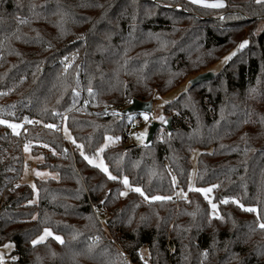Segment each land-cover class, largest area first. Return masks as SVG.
Returning <instances> with one entry per match:
<instances>
[{
	"label": "trees",
	"instance_id": "16d2710c",
	"mask_svg": "<svg viewBox=\"0 0 264 264\" xmlns=\"http://www.w3.org/2000/svg\"><path fill=\"white\" fill-rule=\"evenodd\" d=\"M257 18L264 20V3L256 0L220 11L188 0H0V119L23 124L16 134L0 123V246L15 245L6 264H264L257 213L240 207L264 218V25L252 24ZM245 40L212 80L165 104L171 133L104 147L117 180L81 155L94 156L107 136L134 125L139 113L123 114L133 98L180 85L196 67L194 45L210 58L203 68ZM26 144L43 156L39 168L57 173L36 179L37 202L20 182ZM196 148V182L217 186L218 216L198 191L176 203L132 190L171 197L176 186L186 188ZM124 176L131 189L121 196ZM45 228L63 243L48 237L33 245Z\"/></svg>",
	"mask_w": 264,
	"mask_h": 264
},
{
	"label": "rangeland",
	"instance_id": "374dc122",
	"mask_svg": "<svg viewBox=\"0 0 264 264\" xmlns=\"http://www.w3.org/2000/svg\"><path fill=\"white\" fill-rule=\"evenodd\" d=\"M188 1H189V3H191L192 5H194L196 7L207 8V9H211V10H215V11H217V10L220 11V10H222L224 8H228L230 10L237 9L239 4L247 2V0H222V2L224 4L223 7L211 8V7H205V6L200 5V4L192 3L191 0H188ZM183 7H184L183 5H178L176 8L184 10ZM224 18H225V14L220 15V19L221 20H223ZM246 19H250V18L247 17ZM256 20H258L257 23H252V24H256L257 27H259V30H261V28L264 25V20H262L260 18H257ZM252 24L250 26H252ZM236 49H238V47L232 49L231 52H229L228 54L224 55L217 62L209 64L208 66L202 68V67H200L201 64H202L201 62L202 61L209 62L210 58L209 57H205L204 58L205 55H204L203 50L199 47V45H194V48L192 49L191 54L189 56V62L191 64H195V66H196L195 69L192 70V71L191 70L188 71L184 75L180 85H178L176 88H174L173 90L169 91L168 93L159 94L158 92H154L152 94V98H151L153 100L152 112L151 113H147V112L139 113V117H141L142 122L139 125H137V126H133V128H132V130H131V132L129 134V137L126 138L124 136V134L126 132V130H124L123 133L118 135L117 137H112L113 139H111V140H107L106 139L104 144H103V146L101 148L104 149L105 145L112 144V143H117V142H122V141L126 142L130 146H132L133 144L145 143V140L147 138V134H148V130H149V126H150L151 122L152 121L163 122L168 117H171V115H169L168 113H165V107L164 106H165L166 102L168 103V102L172 101L173 99L178 97L182 92L188 90L190 88V80L193 77H195L197 74L202 73V72H206V71H212V72H214L216 74L227 63L228 59L226 60L225 58L226 57H230L231 54L234 53V51H236ZM209 108L212 110L211 105H209ZM142 113H146L149 118L147 120H145L143 115H141ZM161 116L164 117L163 120H161L159 118ZM186 121H188V118L186 119ZM11 123H15V124L20 125V127L15 129V131L11 127H9L14 133L18 134L19 132H21L22 125H23L22 123L9 122V124H11ZM43 127L47 128L48 125H44ZM65 129H67V128L64 127L62 133L60 131H58V132L63 137V139L65 140L67 145L71 147V150L73 152L75 150V145H74V143L72 141V137H71L69 131L68 130L65 131ZM163 130H165V127H160L158 131L162 132ZM141 133H144V135L140 136L139 134H141ZM69 137H71V139H69ZM107 137H111V136H107ZM116 138H119V139H116ZM26 146H27V150H26ZM200 153H201V149L196 148L191 154L190 160H191V165L192 166H191V171H190L187 187L186 188H182V187L176 186V192L175 193L179 196L180 199L187 198V196L189 195V193L191 191H196L195 189L209 188V187L212 186V185H204V186H198L197 185L196 178H197V168H198V161H199ZM89 158L94 159L96 161V164L100 163L101 160H103V162L106 164V162L104 160V157H103V151L102 152L97 151V153L94 156L89 157ZM42 161H43V156L42 155L33 156L32 153H31L30 144H26L25 147H24V167H25V169L23 171V175H22V177L20 179V182L21 183H27L33 188V190H34V197H33V200H32L33 202H37V200H38V189H37V185H36V179H47V178H56L57 177V173L56 172L51 171V170H49L47 168H39L38 167V164L41 163ZM108 169H109V167H108ZM37 173H40V174L38 175ZM132 188H135V187H132ZM130 189H131V186L129 184V187L125 186L124 191L128 192ZM200 193L204 196V198L208 201V203H209V200H211L213 203H215L217 205V210H216L217 214L214 215V216H218L219 215V203L215 201L214 188H212L211 192H209L207 194L202 193V192H200ZM177 205H179V204H177ZM210 209H211V206H210ZM211 213L213 215V210L212 209H211ZM107 216H108V211L106 209H102V211H98V218L100 219V223H101V225L103 226V228L106 231H107V226H106ZM40 235H38V236H40ZM55 235H57V234H55ZM58 236H60V235H58ZM5 245H11V246L5 247ZM14 247H15V245H14L13 242H6V243H4V244H2L0 246V256H2L3 264H6L7 260L10 258L9 256L12 253ZM169 253L172 254L173 252L172 253L169 252ZM141 255H142V258L146 262L149 261L150 258H149V252H148L147 247H142L141 248Z\"/></svg>",
	"mask_w": 264,
	"mask_h": 264
},
{
	"label": "snow or ice",
	"instance_id": "6c2138e0",
	"mask_svg": "<svg viewBox=\"0 0 264 264\" xmlns=\"http://www.w3.org/2000/svg\"><path fill=\"white\" fill-rule=\"evenodd\" d=\"M191 2L195 3V4L203 5L205 7H211V8H220V7L224 6L222 0H191ZM256 2L257 3H264V0H256ZM247 43H248L247 40L241 42V44L238 45V48H244ZM234 54L235 53H232V55H234ZM225 59L226 60L230 59V57H226ZM89 91H91V89H89ZM141 115H143L145 120H147L149 118L146 113H142ZM159 118L161 120L164 119L163 116H161ZM0 123L8 124L9 127H11L14 131H15V129L20 127V125L15 124V123L9 124V122L7 120L0 119ZM48 127L52 128V127H55V125H48ZM65 131H67V129H65ZM139 135L143 136L144 133H141ZM69 139H71V137H69ZM106 139L107 140H111L113 138L112 137H106ZM116 139H119V138H116ZM73 142H75V141H73ZM78 147H80V146H78ZM26 150H27V146H26ZM98 151L102 152L103 148H100ZM81 155L84 156V159L87 160L89 164H94L96 167L100 168L103 172L107 173L109 179H111V180H117L118 179L117 176H114V175L111 174V172H109L108 166L103 162V160H101L100 163L96 164V161L94 159L89 158L88 156L84 155L83 152H81ZM37 174L39 175L40 173H37ZM123 184L126 187H129V180H128L127 176L123 177ZM215 187H217V186L216 185H212L209 188H200V189H195V190L198 191V192H202V193L207 194V193L211 192L212 188H215ZM132 190L137 192V193H139L141 196H143L145 198V200H169V199H171V197H168V196H147V195H145V193L143 192V190L140 187H135ZM127 194L128 193L126 191L120 192L121 196H126ZM222 202L223 203H227L228 201H227V199H225ZM234 202L239 203L238 201H234ZM209 204L211 206V209L213 210V215H216L217 214L216 213L217 205L215 203H213L211 200H209ZM240 207L244 208V210H246V211H248L250 213H257V216H256V227L261 229V230H264V218H262L259 215L258 209L256 207H247V208H245L244 205H240ZM33 218H35V217H33ZM48 237H53L57 241L63 243L62 237H60L58 235H55L49 228H45L43 230V233L40 236H38L35 240L32 241V244L36 245L37 243H41L45 239H47ZM9 246H11V245H5V247H9ZM205 255H206V253H205ZM13 259H15V257H13ZM0 264H3L2 256H0Z\"/></svg>",
	"mask_w": 264,
	"mask_h": 264
},
{
	"label": "water",
	"instance_id": "95a60500",
	"mask_svg": "<svg viewBox=\"0 0 264 264\" xmlns=\"http://www.w3.org/2000/svg\"><path fill=\"white\" fill-rule=\"evenodd\" d=\"M215 77V73L212 71H206L197 74L195 77H193L190 80V85H196L204 81H210ZM153 109V100H140L138 98H133L132 102L130 105H128L126 108L123 110V114H132V113H141V112H147L151 113ZM160 127H165L169 133H171L173 127H172V118L168 117L165 121L163 122H158V121H152L147 138L145 140V144H149L155 137L157 131L159 130Z\"/></svg>",
	"mask_w": 264,
	"mask_h": 264
},
{
	"label": "built area",
	"instance_id": "2783aa9c",
	"mask_svg": "<svg viewBox=\"0 0 264 264\" xmlns=\"http://www.w3.org/2000/svg\"><path fill=\"white\" fill-rule=\"evenodd\" d=\"M141 122H142L141 117H138V118L135 119V121H134V125H133V126H137V125H139ZM133 126H130V127L126 130V132H125V134H124V136H125L126 138L129 137V134H130V132H131ZM63 129H64V125H63L62 123H60V124L58 125V131H60V132L62 133V132H63ZM31 163H32V162H31ZM171 200H172L173 202H176V203H177V202H179L180 198H179V196L175 193V194H173V195L171 196ZM168 247H169L171 253L174 252V250H175V245H174L173 243H169V244H168Z\"/></svg>",
	"mask_w": 264,
	"mask_h": 264
}]
</instances>
